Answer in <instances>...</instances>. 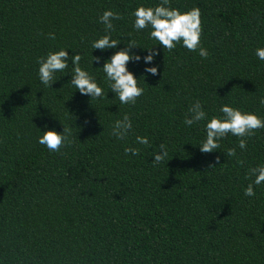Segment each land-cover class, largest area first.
<instances>
[{
  "label": "trees",
  "instance_id": "trees-1",
  "mask_svg": "<svg viewBox=\"0 0 264 264\" xmlns=\"http://www.w3.org/2000/svg\"><path fill=\"white\" fill-rule=\"evenodd\" d=\"M159 3L0 0V264H264V184L254 185L255 196L244 194L254 180L249 169L264 165V129L245 150L228 134L220 149L200 151L221 106L264 119V60L256 56L264 0H171L181 11L200 8L207 59L182 43L164 50L149 38L151 28L133 27L138 6ZM105 10L123 19L111 33L120 43L102 51L91 44L107 34L99 19ZM130 39L141 60L127 67L144 94L124 105L102 67ZM150 47L159 55L146 65ZM61 48L81 55L103 98L74 88L71 59L51 87L42 84L38 59ZM149 66L158 74L145 73ZM196 100L207 117L188 126ZM124 114L133 128L120 140L110 133ZM62 123L73 143L50 152L38 138L62 132ZM138 135L150 145L138 144ZM161 143L169 160L155 165ZM128 147L139 155L125 154ZM230 148L235 157L226 156Z\"/></svg>",
  "mask_w": 264,
  "mask_h": 264
},
{
  "label": "clouds",
  "instance_id": "clouds-1",
  "mask_svg": "<svg viewBox=\"0 0 264 264\" xmlns=\"http://www.w3.org/2000/svg\"><path fill=\"white\" fill-rule=\"evenodd\" d=\"M135 20L133 27L139 31L145 28H151L149 38L156 41V44L162 45L163 49L169 52L173 51L177 44H181L189 51L197 52L207 59L209 57L208 50L202 46L201 37L203 32L201 10L199 7H193L188 11H181L179 8L171 6V0H160L156 6H138L133 13ZM100 22L105 26V32L99 39L92 42V49H114L120 41L111 38V33L115 31L114 20H121L123 17L120 13L112 10H105L99 17ZM50 39H55L54 33H48ZM83 39V38H82ZM155 45V44H154ZM136 46H140L136 40H128L127 47L116 51L109 60L103 64V72L108 79L109 88L118 96L121 104L134 105L137 99L144 94V89L138 86V79L128 70L130 61L139 62L141 56L130 50ZM144 48V47H143ZM148 54L143 57L146 65L151 64L159 51L152 47ZM256 56L260 60H264V47L256 49ZM69 59L73 65L71 84L75 89H78L82 95H88L91 99H99L105 96L103 88L98 85L95 78L86 70L80 67L81 55L76 53L69 57L66 49L61 48L58 51H50L46 57L38 59L39 63V79L47 87H51L52 83L57 80L55 73L64 72L69 67ZM94 60L99 62L101 57H94ZM145 73L151 75L158 74L156 66L145 68ZM260 103L264 105V98H261ZM223 113L222 117H212L206 123V139L200 144L202 153H211L214 150L221 148L220 140L228 134L239 138L237 147L245 150L247 141L259 129H264V119L255 113L242 112L239 108L230 105H223L220 108ZM207 113L204 111L203 105L199 100H196L188 108L184 123L191 126L195 123L204 121ZM63 124V123H62ZM133 124L130 116L124 114L122 119H117L111 127V135L117 139H126L132 131ZM72 130L63 124V131L57 132L54 129H48L43 132V135L38 138L41 145L47 147L50 152H61L63 147L70 146L73 141ZM138 144L149 146L150 142L146 136H136ZM139 155V148H125V154ZM227 157L236 156V148H230L225 153ZM153 162L159 165L169 160L168 150L165 144H159V151L154 154ZM219 161V157H217ZM237 163L242 164V160H237ZM248 177H254L252 183L246 187L244 194L248 197L256 195L254 185L259 186L264 184V165L252 167L249 169Z\"/></svg>",
  "mask_w": 264,
  "mask_h": 264
}]
</instances>
